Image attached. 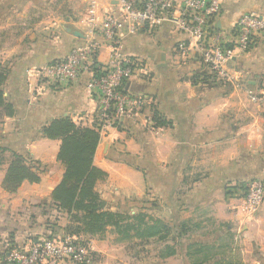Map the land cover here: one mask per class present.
I'll use <instances>...</instances> for the list:
<instances>
[{"label": "crops", "instance_id": "1", "mask_svg": "<svg viewBox=\"0 0 264 264\" xmlns=\"http://www.w3.org/2000/svg\"><path fill=\"white\" fill-rule=\"evenodd\" d=\"M94 1L98 23L114 11V2ZM89 2L0 0V71L6 76L1 88L14 109L0 120V261L13 247L65 234L68 216L50 197L63 173L56 161L60 143L44 138L42 129L59 118L91 128L100 105L88 75L56 86L37 72L91 39ZM263 10L264 0H222L215 28L228 34L241 14ZM120 36L122 53L147 72H136L126 90L148 102L117 129L99 134L93 164L107 176L95 190L107 210H141L173 230L166 241L79 236L88 241L93 264H190L188 245L223 238L245 246L241 255L253 264H264V204L249 216L237 201L248 181L264 179V37L227 62L229 78L219 80L206 74L197 55L176 54L184 37L169 24L156 33L124 29ZM95 40L102 43L99 36ZM108 57L102 44L97 61L105 64ZM155 113L160 120L150 127L148 117ZM14 156L37 171L40 181H24L10 194L2 182ZM169 245L175 254L163 256Z\"/></svg>", "mask_w": 264, "mask_h": 264}, {"label": "built area", "instance_id": "2", "mask_svg": "<svg viewBox=\"0 0 264 264\" xmlns=\"http://www.w3.org/2000/svg\"><path fill=\"white\" fill-rule=\"evenodd\" d=\"M221 1L113 0L114 11L103 13L97 23L96 2L90 0L87 23L92 27L91 39L65 58L42 66L38 78L56 86H68L81 75H88V88L100 105L97 120L89 123L91 128L99 134L117 129L125 117L140 113L148 102L126 90L136 72L145 77L147 72L140 61L122 53L121 31L156 33L169 24L184 37L174 47L179 57L197 55L207 75L227 79L226 63L236 54L249 52L264 37V10L241 14L232 30L224 34L215 28ZM97 36L102 43L96 42ZM102 44L109 49L105 64L97 61ZM154 122V114H150L147 123L153 127ZM237 201L244 213L254 216L264 204V179L248 181ZM93 261L88 241L76 236H50L7 250L0 264H93Z\"/></svg>", "mask_w": 264, "mask_h": 264}, {"label": "trees", "instance_id": "3", "mask_svg": "<svg viewBox=\"0 0 264 264\" xmlns=\"http://www.w3.org/2000/svg\"><path fill=\"white\" fill-rule=\"evenodd\" d=\"M205 77V74H202ZM5 73L0 71V120L14 114L2 91ZM155 122L160 117L154 114ZM48 140L59 141L56 161L63 169L60 182L51 192V200L58 211L68 216V225L63 236L102 237L108 229L116 238V243L132 240L146 241L156 239L166 241L173 228L164 221L140 212L130 215L127 212H112L106 209L95 190L97 182L106 178V173L93 164L100 141L99 133L93 128L76 125L69 118L51 121L42 129ZM38 183L39 173L34 171L21 156H14L6 170L2 187L7 193H15L21 184ZM44 238V237H43ZM223 246L216 244H190L187 252L191 264H233L217 251ZM212 252V254H211ZM172 246L165 247L163 256H173ZM193 255V256H192Z\"/></svg>", "mask_w": 264, "mask_h": 264}, {"label": "rangeland", "instance_id": "4", "mask_svg": "<svg viewBox=\"0 0 264 264\" xmlns=\"http://www.w3.org/2000/svg\"><path fill=\"white\" fill-rule=\"evenodd\" d=\"M140 212H142V211L139 210L138 212H136L134 214H137V213H140ZM144 213H146V212H144ZM130 215H133V214H130ZM106 233H110L116 238V236L113 233H111L110 229H108ZM102 237H100V238H102ZM219 245L223 246L224 248H221L217 252L218 253H223L224 256H225V259L230 260L233 264H253L254 263L253 259L249 260L248 258H245L246 254H244L243 256L241 255V251H245L246 247L245 246H237V242L236 241H230V238H223L221 241L216 243V246H219ZM238 245H239V243H238ZM187 252L191 253L192 251L190 250V251H187ZM211 254H212V252H211ZM188 262L191 264V261L189 259H188Z\"/></svg>", "mask_w": 264, "mask_h": 264}]
</instances>
